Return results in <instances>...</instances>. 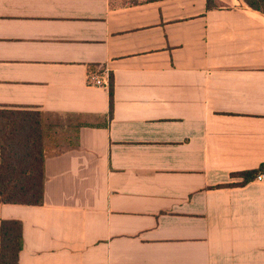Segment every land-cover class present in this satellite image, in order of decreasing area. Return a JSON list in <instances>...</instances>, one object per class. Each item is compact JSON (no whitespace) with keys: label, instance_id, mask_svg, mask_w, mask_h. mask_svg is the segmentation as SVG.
<instances>
[{"label":"crops","instance_id":"obj_1","mask_svg":"<svg viewBox=\"0 0 264 264\" xmlns=\"http://www.w3.org/2000/svg\"><path fill=\"white\" fill-rule=\"evenodd\" d=\"M216 2L0 0V106L79 119L18 264H264V15Z\"/></svg>","mask_w":264,"mask_h":264},{"label":"trees","instance_id":"obj_2","mask_svg":"<svg viewBox=\"0 0 264 264\" xmlns=\"http://www.w3.org/2000/svg\"><path fill=\"white\" fill-rule=\"evenodd\" d=\"M240 1L247 8L264 15V0ZM205 4L207 10L218 8L216 0H205ZM109 88L111 112V85ZM44 115L36 110L0 106V204L36 206L43 202ZM260 172H264V164L236 176L242 178L240 185H244ZM22 242L21 222L1 221L0 264H18Z\"/></svg>","mask_w":264,"mask_h":264},{"label":"rangeland","instance_id":"obj_3","mask_svg":"<svg viewBox=\"0 0 264 264\" xmlns=\"http://www.w3.org/2000/svg\"><path fill=\"white\" fill-rule=\"evenodd\" d=\"M78 122L79 119L74 117L45 114L42 122L45 153L55 149L54 146L59 142H64L61 138L67 131L71 132Z\"/></svg>","mask_w":264,"mask_h":264},{"label":"built area","instance_id":"obj_4","mask_svg":"<svg viewBox=\"0 0 264 264\" xmlns=\"http://www.w3.org/2000/svg\"><path fill=\"white\" fill-rule=\"evenodd\" d=\"M87 82L91 86H99V87H106L107 83L105 84L102 81V73L97 72L95 70H91L87 76ZM254 182L262 183L264 182V172L258 173L254 178Z\"/></svg>","mask_w":264,"mask_h":264}]
</instances>
